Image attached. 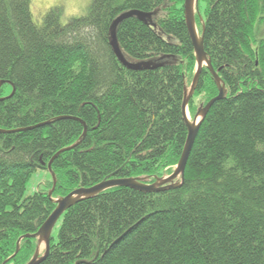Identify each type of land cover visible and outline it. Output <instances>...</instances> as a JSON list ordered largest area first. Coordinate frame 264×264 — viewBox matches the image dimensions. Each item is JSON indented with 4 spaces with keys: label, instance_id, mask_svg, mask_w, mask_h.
<instances>
[{
    "label": "trees",
    "instance_id": "trees-1",
    "mask_svg": "<svg viewBox=\"0 0 264 264\" xmlns=\"http://www.w3.org/2000/svg\"><path fill=\"white\" fill-rule=\"evenodd\" d=\"M31 4L0 0V81L16 88L10 97V83L0 90L8 96L0 100V264L33 258L39 239L24 236L51 216L53 198L106 178L153 183L172 174L188 137L185 90L197 70L185 0H91L67 23L63 8L52 7L41 24ZM134 9L154 14L126 18L116 33L130 62L149 64L139 69L111 45L113 22ZM263 22L264 0L198 1L197 28L227 96L203 120L183 186H119L81 200L58 221L40 264H264ZM218 94L205 66L192 118ZM61 116L83 120L86 136L80 120ZM80 139L53 161L50 197V161ZM40 170L48 177L28 195Z\"/></svg>",
    "mask_w": 264,
    "mask_h": 264
},
{
    "label": "water",
    "instance_id": "water-1",
    "mask_svg": "<svg viewBox=\"0 0 264 264\" xmlns=\"http://www.w3.org/2000/svg\"><path fill=\"white\" fill-rule=\"evenodd\" d=\"M199 0H185V18H186V23L187 27L189 30L190 37L192 39V42L195 47V52H196V58H197V70L195 77L193 79L192 86L188 89L185 90V98L183 101V115L184 119L187 123L188 126V137L187 141L183 150V153L181 155L180 161L175 167V170L173 171L172 174L166 175L163 177H158L155 182L153 183H148L144 179L139 178V177H130V178H106L103 181L97 183L94 186L91 187H80L72 191L66 196L60 197V198H53V201L57 204L56 209L54 212L51 214V216L47 219V221L42 225V227L39 229V231L35 234H27L24 237H33V238H38V247L35 255L33 258L27 263V264H40L43 262L47 256L50 254L51 250V242H52V236H53V231L62 217V215L72 206L80 202L81 200L85 198H89L92 196H95L105 190H108L113 187H130L133 189H137L143 192H160V191H165L168 189H173V188H180L183 186L185 182V175H186V169L188 165V161L193 149V146L195 144L196 138L198 136L199 130L201 128V125L203 123V120L207 117L208 113L210 112L212 106L218 101L226 98L227 96V89L225 84L222 81V78L218 74V72L215 70L213 67L212 61L208 58L207 52L205 50V44H204V35L200 34L198 28H197V23H196V6ZM156 13V12H155ZM154 13H147L143 12L140 10H129L117 17L115 21L112 24V40H111V45L113 47L114 52L116 53L117 57L119 60L126 66L131 69H139L142 68V65H149L148 63H132L130 62L124 55L118 38H117V33H116V28L118 25L125 20L126 18L132 17V16H138L142 20L147 21L149 18L153 16ZM207 66L211 73L213 74L216 84L219 88V94L212 98L205 106L201 107L197 114L195 115L194 119L192 120L189 116V105L190 102L196 92V89L198 87V84L200 82V78L203 72L204 67ZM5 83H10L13 87L12 93L9 95L12 96L15 93V85L12 82L8 81H0V90L2 86ZM8 97V96H7ZM7 97H0V100H3ZM64 118H74L77 120H80L84 126H85V131L83 136H86L88 128L85 124V122L79 118L75 117H70V116H61L58 117L57 119H64ZM51 121H48L46 123H41L32 127H27V128H18V129H11V130H1V132L4 133H13V132H19V131H25L29 129H33L36 126H40L43 124H48ZM81 143V139L66 148L61 149L56 153V155L52 158V160L49 163V170L50 173L52 174L54 178V188L50 191L49 195L50 197H53V192L57 184V177L56 174L52 168L53 161L63 152L69 151L73 148H75L78 144ZM24 237H21L18 245H17V250L15 254L12 257H15L19 252L21 248V241ZM45 242V252L44 254H41L40 252V245L42 242ZM11 257V258H12ZM7 262V261H6ZM6 264V263H4Z\"/></svg>",
    "mask_w": 264,
    "mask_h": 264
},
{
    "label": "rangeland",
    "instance_id": "rangeland-1",
    "mask_svg": "<svg viewBox=\"0 0 264 264\" xmlns=\"http://www.w3.org/2000/svg\"><path fill=\"white\" fill-rule=\"evenodd\" d=\"M90 4H91V0H32L31 11L33 14V19L37 23L41 24L45 14L52 7L61 6L63 8L62 16H61L62 23H67L73 17H77L85 14ZM201 12L202 15L205 17L204 4L201 7ZM257 32L260 38H264V22L257 27ZM5 89H6V94L12 92L11 85H7ZM189 113H190V118L193 120L190 111ZM46 177H48L46 171L40 170L34 173L29 182L27 194L28 195L32 194L35 188L38 186V184L41 181H43ZM58 228L59 227H56L53 231L55 237H57L58 235ZM45 246H46L45 242L43 241L42 244L40 245L41 254H44Z\"/></svg>",
    "mask_w": 264,
    "mask_h": 264
},
{
    "label": "bare ground",
    "instance_id": "bare-ground-1",
    "mask_svg": "<svg viewBox=\"0 0 264 264\" xmlns=\"http://www.w3.org/2000/svg\"><path fill=\"white\" fill-rule=\"evenodd\" d=\"M188 116L190 117V113H188Z\"/></svg>",
    "mask_w": 264,
    "mask_h": 264
}]
</instances>
